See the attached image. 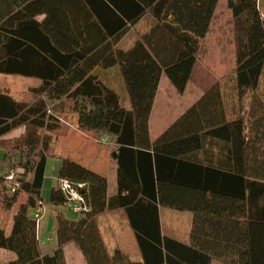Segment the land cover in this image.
Wrapping results in <instances>:
<instances>
[{"label": "trees", "instance_id": "1", "mask_svg": "<svg viewBox=\"0 0 264 264\" xmlns=\"http://www.w3.org/2000/svg\"><path fill=\"white\" fill-rule=\"evenodd\" d=\"M219 2L0 0V74L40 81L29 102L0 91V140L26 128L13 150L0 148V202L7 212L18 207L11 232L0 227V251L16 255L9 264H66L70 243L86 264H264V11L258 0H227L236 44L231 92L217 83L155 142L150 136L162 76L185 93ZM146 16L151 29L130 49L120 48ZM113 68L129 109L101 79L100 70ZM69 115L80 132L117 146L118 191L107 208L125 211L142 262L119 249L109 253L92 211L90 176H69L67 161L58 178L86 185L89 210L69 219V197L56 183L49 203L58 247L52 255L41 252L34 214L44 202L48 163L57 157L54 133ZM18 168L23 172H12ZM161 209L193 214L189 243L163 234Z\"/></svg>", "mask_w": 264, "mask_h": 264}, {"label": "rangeland", "instance_id": "2", "mask_svg": "<svg viewBox=\"0 0 264 264\" xmlns=\"http://www.w3.org/2000/svg\"><path fill=\"white\" fill-rule=\"evenodd\" d=\"M259 4L261 11L263 12L264 0H260ZM230 11L231 10L227 5V0H222L220 12L221 14L215 15L214 17L211 25V36L207 39L201 50V53L199 54L198 62L191 77V84L189 89H191L192 93L196 91V93H198L201 90V87L207 88L208 86L213 85L216 82V80L214 79L220 76L225 77L223 82H221V86H224V89L226 86L232 87V83H229L228 80H225L227 77H230V75H232L235 68L233 66L234 52L232 45L233 42H235V23L232 11ZM152 21L153 20L150 16H146L145 19L139 24V26L135 28L134 31H132L124 40H122V42L120 43L121 47H132L134 40L138 37L142 30L147 29L153 24ZM218 43H221V45L219 46ZM221 58H223V60L225 61L223 64L219 63ZM111 70L112 69H110V71ZM103 71L105 70H100L99 73L101 74ZM119 76L120 74L116 73V71L113 70L106 73L103 76V79L109 86L113 87L120 94L122 98V104L125 105L128 104V102H126L127 95L125 93V86L122 82L121 77ZM166 81L167 80L163 81L154 109L153 120L155 124L162 118L170 123L177 117L179 113L178 111L180 110L178 104L179 101H181V94H179L174 87L171 88L170 84ZM225 82H227L226 85ZM39 85L40 81L35 78L0 74V91L8 93L11 97L19 102H29L30 100H32L31 90L38 87ZM168 86L170 87V89H172L171 91L168 90ZM185 104L186 100H184V105ZM180 107L182 108V105ZM64 118L67 121L70 120L69 116H65ZM25 131L26 128L22 127L3 137L0 140V148H6L10 151L13 150L14 147L12 143L15 140L19 139L25 133ZM68 141L70 142V140ZM69 142L64 145L62 144L61 148L65 147L67 144H69ZM71 142L73 143L76 152L74 151L73 159L71 156L72 161L70 163V166L68 165L69 176H73L74 178L81 177L80 179H85V175L90 176L88 177V180L90 182L89 192L91 193L92 199V211L97 222L105 221L104 218L107 217V212L109 210L107 208L108 191L106 182H104L102 175V173L104 175L106 174V167L104 165L103 158L104 154L102 153L101 157L98 159V155L100 154L99 148L94 145H87L83 138L73 136ZM83 145L85 146V152L87 153V156L83 160H81L80 158L82 157L83 153L77 151L81 149ZM53 165L54 158L50 159L46 172L47 178L43 189L44 209L43 216L40 219L39 227V231L43 240L46 241L48 238L51 240L48 242L46 241L47 248H51L56 243L54 236L55 221L54 216L51 213L52 207L49 203L51 188L56 182H51V180L49 179L50 175H56V171H53ZM55 168H57V165ZM88 170H90V173L88 172ZM8 172L11 173V171ZM12 172H23V170L18 168L17 170H13ZM2 188L3 187H1V189ZM23 199H25V197ZM17 208L18 207H16V209ZM16 209L11 212H7L4 210L3 205L0 202V227L5 228L7 232H9L10 225L13 223V217L15 215ZM66 213L69 219L78 220L80 218V214H76L72 210L67 209ZM115 215H117L118 220H120L121 222L128 223L125 211H119L115 213ZM160 216L162 231L165 235L183 243L187 241L188 233L190 231L192 223L191 213L179 212L172 209H162ZM111 240L112 239L108 238V245L114 244V239L112 241ZM40 245H44V242L40 241ZM66 259V264H83V260L81 259V257L79 256L78 258V253L76 255L75 249H68ZM0 264H5V262L1 261Z\"/></svg>", "mask_w": 264, "mask_h": 264}, {"label": "crops", "instance_id": "3", "mask_svg": "<svg viewBox=\"0 0 264 264\" xmlns=\"http://www.w3.org/2000/svg\"><path fill=\"white\" fill-rule=\"evenodd\" d=\"M221 4H222V0H220L218 7L216 9L215 15H219L221 14ZM231 12V11H230ZM147 15H152L151 13H148ZM184 15H191V12L189 10H185L184 11ZM145 18H143L136 26L132 27V29L130 30V32L123 38V40L132 32L134 31L135 28H137L139 26V24L144 20ZM153 22V21H152ZM153 25V24H152ZM151 26H149L147 29H144L141 31V33L138 35V37L134 40L133 44L135 43V41L142 36L143 34H145L146 32H148L151 29ZM212 30V29H211ZM140 32V31H139ZM210 32L208 34V36L206 37L204 44L206 43L207 39L211 36ZM235 39V38H234ZM203 44V46H204ZM218 45L220 46L221 43H218ZM233 52H234V59H233V66L236 68V58H235V53H236V46H235V42H233ZM120 48L121 45H120ZM131 47L128 48H123V49H130ZM201 53V52H200ZM199 59V56H198ZM198 62V61H197ZM225 61L223 60V58L220 59L219 63L223 64ZM234 68V69H235ZM115 70L116 73L120 74L119 69H112L111 71ZM109 71H103L100 75H101V79L102 81L111 89H113L114 91H116L113 87L109 86L107 84V82L103 79V76L108 73L111 72ZM220 76V75H219ZM121 79L122 76L120 74ZM224 76H220L218 78H215L214 80H216V82L211 85L208 86L207 88L201 87V90L196 93H192L190 88V84H191V79L190 82L188 84V87L185 91V93L183 95H181V101H179L178 107L180 108V110L178 111V115L177 117L172 120L170 123L165 120V119H160V121L156 122V124L154 123L153 120V113H154V109L157 103V98H158V94L159 91L161 90V86L163 84L164 80H167L166 82L170 84L171 88H173V85L171 84V82L169 81V79L163 75L161 82H160V87L156 96V100H155V104H154V108H153V112L150 118V136H151V140L152 142H155V140H157L159 138V136L165 132L176 120H178L195 102H197L200 98H202L214 85H216L217 83H221L224 80ZM231 78L232 77H227L225 80H228L229 83H231ZM122 82L124 84V81L122 79ZM234 81L232 80V83ZM125 86V85H124ZM229 91L231 92V87L228 86ZM168 90L171 91L172 89H170V87L168 86ZM117 92V91H116ZM125 93L127 95L126 97V102H128V104L123 105L124 109H129L130 107V102H129V97L125 88ZM192 94V95H189ZM122 99V98H121ZM184 100H186V104L184 105ZM234 103V102H233ZM182 105V108L180 106ZM166 115V113H165ZM164 117V116H163ZM70 120H66L65 118H63L62 120V126L60 128V130H58V132L54 133V144H55V155H57L56 158H54V165H53V171H56V175H50L49 179L51 180V182L55 181L54 179L58 177V173L64 163V161H67V164L71 163V156L73 159V153L75 151L74 145L71 142V139L73 136L79 137V138H83L85 140V143H87V145H94L97 146L99 148V155H98V159L101 157V154H104V165L106 167V174L103 175V179L104 182H106V186H107V200L109 198H111L112 196L117 194V174H118V162L116 160V151H117V146L110 144L108 141H103L102 143H99L95 140H93L92 138H90L88 135L80 132L77 127H76V121L77 118L76 116L73 115H69ZM70 140V142L68 141ZM67 142H69V144H67L65 147H62V144H66ZM76 152V151H75ZM77 152H82L83 155L80 158L81 160H83L86 156L87 153L85 152V146L83 145V147L81 149H79ZM57 165V168H55ZM90 171V170H89ZM46 178H47V173H46ZM56 185V182L53 184L52 187H54ZM52 189V188H51ZM119 211H124V210H117V211H108L107 212V217H105V221L102 222H98L102 237L104 239V242L108 248V251L110 254H113L115 249H119L125 256H128L132 261L135 262H142V256H141V252L139 249V246L137 244V240H136V236L134 234V232L132 231V229L130 228L129 222L128 223H124L121 222L120 220H118L117 215H115V213L119 212ZM162 211V209H161ZM52 213V211H51ZM53 215V213H52ZM161 215V212H160ZM161 217V216H160ZM193 214L191 213V219H192V223H191V227H190V231L188 233V238L187 241L184 243H189L190 241V236H191V231H192V225H193ZM55 221V219H54ZM162 226V224H161ZM13 227V223L10 225V229L9 232L10 233ZM56 222H55V227H54V236H55V240L56 243L51 247V248H47L46 247V241H51L49 238L44 241L41 233L39 231V239L40 241L44 242V245H40V249L41 252L43 254H48V255H52L55 250L58 247V242H57V233H56ZM6 230V229H5ZM7 231V230H6ZM132 232V233H131ZM133 234V235H132ZM164 234V232H163ZM165 235V234H164ZM167 236V235H166ZM107 237V238H106ZM109 239H114L113 241V245L109 244L107 240ZM111 240V241H112ZM116 241V242H115ZM110 247V248H109ZM68 249H75L76 250V255L78 253V258L79 256L81 257V259L83 260V264H86L84 257L82 256V253L78 250V248L73 244L70 243L68 245L65 246L64 248V252H65V257H67V251ZM76 258V257H75ZM16 259V255L13 252L7 251V250H1L0 251V262L3 261L5 262V264H9L11 261ZM67 260V259H66ZM67 263V261H66ZM212 264H223L220 261L214 260L212 262Z\"/></svg>", "mask_w": 264, "mask_h": 264}, {"label": "built area", "instance_id": "4", "mask_svg": "<svg viewBox=\"0 0 264 264\" xmlns=\"http://www.w3.org/2000/svg\"><path fill=\"white\" fill-rule=\"evenodd\" d=\"M260 2V0H258ZM20 174L21 172H17ZM15 177L14 173H12L8 180L13 179ZM57 184H59L60 188L68 195L69 197V209L72 210L76 214H82L84 212H87L89 210L88 205L86 203V199L82 193V191L85 189L84 183H73L69 179H61V178H55L54 179ZM15 190V189H14ZM43 209L44 205L40 204L39 208L35 211L34 217L39 223L40 226V219L43 216Z\"/></svg>", "mask_w": 264, "mask_h": 264}]
</instances>
